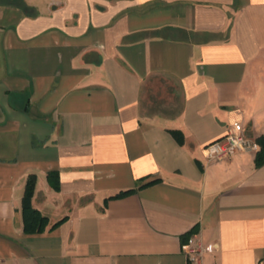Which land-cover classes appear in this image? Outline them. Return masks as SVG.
I'll use <instances>...</instances> for the list:
<instances>
[{
	"label": "crops",
	"instance_id": "obj_1",
	"mask_svg": "<svg viewBox=\"0 0 264 264\" xmlns=\"http://www.w3.org/2000/svg\"><path fill=\"white\" fill-rule=\"evenodd\" d=\"M235 120L259 151L207 163ZM261 152L264 0H0V264H264Z\"/></svg>",
	"mask_w": 264,
	"mask_h": 264
},
{
	"label": "built area",
	"instance_id": "obj_2",
	"mask_svg": "<svg viewBox=\"0 0 264 264\" xmlns=\"http://www.w3.org/2000/svg\"><path fill=\"white\" fill-rule=\"evenodd\" d=\"M258 151L259 143L246 135L241 120L232 122L222 138L209 143L204 148L205 158L209 164L231 158L237 153ZM182 252L191 264H203L202 258L209 252V249L195 235H191L182 245Z\"/></svg>",
	"mask_w": 264,
	"mask_h": 264
},
{
	"label": "trees",
	"instance_id": "obj_3",
	"mask_svg": "<svg viewBox=\"0 0 264 264\" xmlns=\"http://www.w3.org/2000/svg\"><path fill=\"white\" fill-rule=\"evenodd\" d=\"M174 138L180 143H183V135L180 131H172L171 132ZM257 166L264 163V157L263 152L260 153V155L257 158ZM48 181L51 185V187L55 190H58V184L59 179L58 175L55 172H51L48 174ZM158 181H151L145 184H142L140 188L147 187L149 185H152ZM36 185V177L34 175H31L27 179L26 188H25V194L22 202V216H23V225H24V232L27 234H39L43 233L47 230V227L49 225V220L46 216L42 215L38 210L34 209L32 206V197L34 194V189ZM136 190H128L123 191L114 196L113 199H119L126 197L132 193H134ZM61 222L56 223L52 228H56L58 225H60ZM189 236H185L186 241Z\"/></svg>",
	"mask_w": 264,
	"mask_h": 264
},
{
	"label": "rangeland",
	"instance_id": "obj_4",
	"mask_svg": "<svg viewBox=\"0 0 264 264\" xmlns=\"http://www.w3.org/2000/svg\"><path fill=\"white\" fill-rule=\"evenodd\" d=\"M170 85V81L162 77L152 78L148 82L144 89V99L146 102V110L144 111L146 112V114H150L154 111H159L157 110L159 106H154V103L152 101L153 99H166L165 94L169 92Z\"/></svg>",
	"mask_w": 264,
	"mask_h": 264
}]
</instances>
